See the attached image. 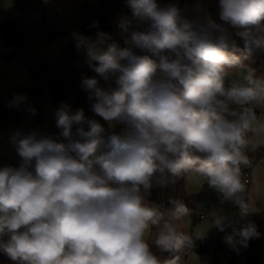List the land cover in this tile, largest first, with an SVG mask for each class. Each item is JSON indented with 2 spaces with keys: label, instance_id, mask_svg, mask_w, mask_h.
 I'll return each instance as SVG.
<instances>
[{
  "label": "clouds",
  "instance_id": "1",
  "mask_svg": "<svg viewBox=\"0 0 264 264\" xmlns=\"http://www.w3.org/2000/svg\"><path fill=\"white\" fill-rule=\"evenodd\" d=\"M125 4L131 15L118 27L133 30L124 47L107 33L74 34L96 74L81 81L91 110L125 130L109 134L62 104L59 138L19 130L10 138L20 163L0 168V252L14 264H178L194 246L178 228L190 210L149 197L189 173L241 219L253 212L242 166L264 142V78L250 68L233 74L242 57L230 49L235 35L264 52V0H218L220 22L188 19L175 3ZM211 224L233 229L224 240L234 249L261 235L227 215Z\"/></svg>",
  "mask_w": 264,
  "mask_h": 264
},
{
  "label": "rangeland",
  "instance_id": "2",
  "mask_svg": "<svg viewBox=\"0 0 264 264\" xmlns=\"http://www.w3.org/2000/svg\"><path fill=\"white\" fill-rule=\"evenodd\" d=\"M39 4V10L47 9L50 15L46 20L29 29V33L24 36V43L17 50L3 43L0 33V96L11 93L17 88L22 89L21 97L17 100V110L19 112V125L10 126L3 120H0V168L12 164L18 167L20 158L16 154L11 136L16 131L25 134L37 131L42 134L59 135L60 129L56 127L55 112L56 109L51 101L50 94L44 91L41 96L33 95L28 78L39 70L43 65L53 62L60 54L62 48L71 42L75 51L76 58L74 67L77 71L89 70L86 51L84 48L76 47L74 34L78 33L84 23V16L89 12L99 8V0H34ZM161 5L175 3L176 0H159ZM15 13V5L12 0H0V23L10 21ZM129 13L125 7H122L110 19L114 25V32L118 27L121 16ZM52 37H48L49 35ZM97 37V36H96ZM96 37H90L96 39ZM125 39L124 41H126ZM248 68L241 67L232 70L233 74L245 72ZM35 110L34 112L32 110ZM261 112L258 110V115ZM109 129V125L102 119L98 120ZM114 127V126H113ZM112 127V128H113ZM109 129V131L112 130ZM259 151L264 152V142L260 143ZM251 151V160L247 166L249 173V183H247V195L252 202V215L264 216V157L259 156L258 151ZM193 173L187 174L186 186L188 191L197 195V211L195 216L189 211V214L178 222L180 231L192 237L194 246L184 251V255L179 264H213L214 256L218 264H247L248 255H252L248 244L247 250L242 251L243 247L237 249L229 246L224 237L226 233H232L231 227L225 232L212 227V219L215 215H227L234 226L238 229L240 223L246 218L241 219L238 209L230 202L224 201L218 193L210 189L206 181L200 178L194 179ZM244 176L242 175V179ZM205 213L204 218L198 215ZM154 235V233H153ZM199 242L202 253L195 249V243ZM258 264H264V252L256 254Z\"/></svg>",
  "mask_w": 264,
  "mask_h": 264
},
{
  "label": "trees",
  "instance_id": "3",
  "mask_svg": "<svg viewBox=\"0 0 264 264\" xmlns=\"http://www.w3.org/2000/svg\"><path fill=\"white\" fill-rule=\"evenodd\" d=\"M16 9L36 11L41 7L35 3L34 0H12ZM178 1V7L182 9L183 14L191 20H202L205 16L211 15L217 22L218 16V0H176ZM122 7H125L131 15L130 9L126 7L125 0H99V8L95 11H90L87 16H84V23L78 32V34L86 37H96L97 33L103 32L111 36V41L115 42L119 46H125V39H130L129 32H123L117 27L114 32V25L111 23V18ZM0 33L3 43L6 46H11L17 50L24 43L23 30L16 22L3 21L0 23ZM55 34L49 35L52 37ZM236 41V47L230 49L237 55L242 57L241 65L235 66L232 70L239 69L241 67H247L255 70V75L259 78H264V52L256 49H248L245 47L244 40L240 37L233 35ZM76 58L75 51L71 42L66 47L62 48L59 56L50 63L43 65L39 70L34 71L28 78L29 87L33 95L39 97L44 91L50 94L51 101L57 110L62 104H67L73 111L82 108L85 116L88 119L100 120L102 118L95 115L91 110V105L94 100L89 99V93L81 87V81L83 77H93L96 74L91 70L77 71L74 67V60ZM103 84V81H101ZM22 89L17 88L11 93L4 96H0V120L5 121L10 126L19 125V112L17 110V100L21 97ZM85 130L87 125L85 124ZM125 130V125L115 124L109 134L114 132L115 134H121ZM75 132V127L73 129ZM259 153L260 158L264 157V152H259L257 148L254 152ZM249 160H251V151L249 150ZM247 166H242V171L246 170ZM248 170V169H247ZM187 175L175 178L173 183H170L165 189H153L150 202L165 204L170 206L168 201L170 199L182 200L190 212L194 215L197 211V195L188 191L186 186ZM195 216V215H194ZM253 223L257 231L261 234L259 238H255L249 241L250 248L257 251L252 255H248L246 259L247 264H258L256 254L258 252H264V216L249 215L244 221H242L238 227L241 228L248 224ZM201 245L199 242L195 243V249L202 253ZM185 251V250H184ZM184 251L178 253L181 261ZM173 254L165 253V257H171ZM0 264H14L5 254L0 252ZM213 264H218L217 259L214 256Z\"/></svg>",
  "mask_w": 264,
  "mask_h": 264
},
{
  "label": "built area",
  "instance_id": "4",
  "mask_svg": "<svg viewBox=\"0 0 264 264\" xmlns=\"http://www.w3.org/2000/svg\"><path fill=\"white\" fill-rule=\"evenodd\" d=\"M50 15V12L47 9H42V10H36V11H31V10H21V9H16L13 18L10 20L11 22H16L19 24L20 29H22L25 34L29 33V29L32 26H37L41 23H43L47 16ZM57 137L59 138V135H57ZM9 166H13L12 164H9ZM14 167V166H13ZM249 171L246 169L244 171H242L243 176H244V180L247 181V183L249 182ZM199 218H204L205 217V213H201L198 216ZM252 251V253H255L257 250L251 248L250 249ZM242 251H246V249L242 248Z\"/></svg>",
  "mask_w": 264,
  "mask_h": 264
},
{
  "label": "crops",
  "instance_id": "5",
  "mask_svg": "<svg viewBox=\"0 0 264 264\" xmlns=\"http://www.w3.org/2000/svg\"><path fill=\"white\" fill-rule=\"evenodd\" d=\"M259 149V148H258ZM260 152V151H259ZM249 183V182H248ZM196 203H197V201H196ZM199 216V215H198Z\"/></svg>",
  "mask_w": 264,
  "mask_h": 264
}]
</instances>
